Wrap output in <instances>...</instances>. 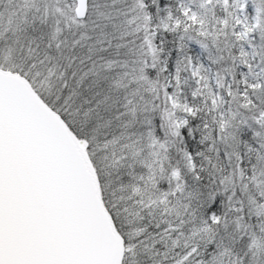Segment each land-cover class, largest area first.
I'll use <instances>...</instances> for the list:
<instances>
[{
	"label": "snow or ice",
	"instance_id": "snow-or-ice-1",
	"mask_svg": "<svg viewBox=\"0 0 264 264\" xmlns=\"http://www.w3.org/2000/svg\"><path fill=\"white\" fill-rule=\"evenodd\" d=\"M0 264H264V0H0Z\"/></svg>",
	"mask_w": 264,
	"mask_h": 264
}]
</instances>
